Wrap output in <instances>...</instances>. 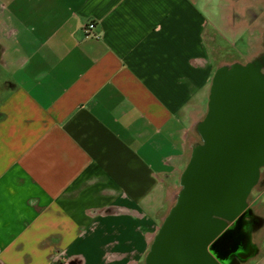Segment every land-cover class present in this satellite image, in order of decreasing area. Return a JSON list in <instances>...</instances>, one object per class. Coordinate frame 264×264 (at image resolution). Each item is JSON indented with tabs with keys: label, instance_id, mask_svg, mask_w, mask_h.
Here are the masks:
<instances>
[{
	"label": "crops",
	"instance_id": "obj_1",
	"mask_svg": "<svg viewBox=\"0 0 264 264\" xmlns=\"http://www.w3.org/2000/svg\"><path fill=\"white\" fill-rule=\"evenodd\" d=\"M239 1L0 0V264L145 260Z\"/></svg>",
	"mask_w": 264,
	"mask_h": 264
},
{
	"label": "water",
	"instance_id": "obj_2",
	"mask_svg": "<svg viewBox=\"0 0 264 264\" xmlns=\"http://www.w3.org/2000/svg\"><path fill=\"white\" fill-rule=\"evenodd\" d=\"M194 128L201 142L144 264H241L258 253L252 230L264 217L248 199L264 167V54L215 70Z\"/></svg>",
	"mask_w": 264,
	"mask_h": 264
},
{
	"label": "rangeland",
	"instance_id": "obj_3",
	"mask_svg": "<svg viewBox=\"0 0 264 264\" xmlns=\"http://www.w3.org/2000/svg\"><path fill=\"white\" fill-rule=\"evenodd\" d=\"M234 3H237V1ZM232 7L241 14V18L235 22V26L239 25L240 29L238 33L234 32L236 35L223 29L219 31L218 40L223 47L221 49L218 47L212 49L217 60V68L223 64L233 62L247 63L251 59L254 60L264 54V0H240L238 6L232 4ZM9 75L10 71L2 68L0 64V99L7 87L4 78ZM198 142H201V137L194 128L190 132L188 139L190 152L192 151L191 144ZM248 201L254 212L264 217V167L261 170L260 182L253 188ZM256 232L258 233H256V241L254 243L258 246V253L263 255L264 224ZM254 262L251 258L247 261V264H253ZM144 263L145 261L141 264Z\"/></svg>",
	"mask_w": 264,
	"mask_h": 264
},
{
	"label": "built area",
	"instance_id": "obj_4",
	"mask_svg": "<svg viewBox=\"0 0 264 264\" xmlns=\"http://www.w3.org/2000/svg\"><path fill=\"white\" fill-rule=\"evenodd\" d=\"M95 27H96V24L93 21H90L85 25L84 30L86 34L88 35L98 36V34L93 33V30Z\"/></svg>",
	"mask_w": 264,
	"mask_h": 264
},
{
	"label": "flooded vegetation",
	"instance_id": "obj_5",
	"mask_svg": "<svg viewBox=\"0 0 264 264\" xmlns=\"http://www.w3.org/2000/svg\"><path fill=\"white\" fill-rule=\"evenodd\" d=\"M250 61H252V59H251ZM260 179H261V177H260ZM259 182H260V180H259ZM257 185H258V184H257ZM253 226H254V225H253V223H252V227H253ZM256 233H258V232L252 230V240H253V242L256 241V240H255L256 235H257ZM250 259H251V258H250ZM250 259H249V260H250ZM249 260H248V261H249ZM241 264H247V262H244V263H241Z\"/></svg>",
	"mask_w": 264,
	"mask_h": 264
}]
</instances>
